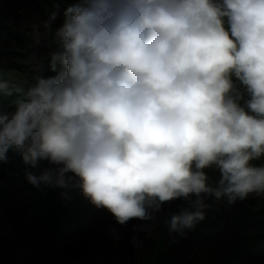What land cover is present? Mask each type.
<instances>
[{"label": "clouds", "instance_id": "clouds-1", "mask_svg": "<svg viewBox=\"0 0 264 264\" xmlns=\"http://www.w3.org/2000/svg\"><path fill=\"white\" fill-rule=\"evenodd\" d=\"M60 2L28 33L30 78H0V164L19 153L29 184L120 225L181 201L177 235L209 199L264 201V0H73L53 30Z\"/></svg>", "mask_w": 264, "mask_h": 264}, {"label": "trees", "instance_id": "trees-1", "mask_svg": "<svg viewBox=\"0 0 264 264\" xmlns=\"http://www.w3.org/2000/svg\"><path fill=\"white\" fill-rule=\"evenodd\" d=\"M23 11L32 17V10H37L41 18L46 20L48 12L53 9V0H50V9L46 11L35 4L34 0H16ZM63 1L65 3H63ZM73 0H61L60 15L53 22L52 28L55 30L63 21L64 9ZM44 10V11H43ZM21 15L18 11H13L10 20L4 18L0 12V37L7 38L11 45L6 53L22 60L21 63H14V70L22 71L25 74L31 73L32 47L28 33L32 28L28 21L19 24ZM1 78L11 82L13 88L20 87L24 82L15 81L12 76L3 75ZM15 98L14 95L3 96L7 104ZM12 163L14 159H21L19 153L10 150L8 153ZM22 160V159H21ZM9 162L1 164L2 169ZM50 165L47 161H41L39 168H47ZM39 171V169H33ZM26 188L32 192L34 197L33 214H40L41 229L35 234L36 241H33L32 248L37 254H46L52 264H58L55 260L56 245L63 242L71 248L73 244L81 240H92L95 246L88 241L85 247L90 250L86 257L78 264H99L98 256H94L92 251L96 248L100 254L106 253L107 261L111 264L113 255L110 241L107 237H102V232L109 229L117 230L124 225L118 224L109 212H103L96 207L89 205L82 199L79 190L74 192V196L63 203L60 199V189H49L43 185L36 188L27 184ZM6 189L0 185V207L5 198ZM211 207L206 210V218L197 222L195 227L186 230L184 235L170 233L166 220L178 212V205L181 201L164 204L162 210L156 214V221H140L144 225L159 224L161 235L169 236L168 247L157 252L155 260L150 264H200L188 258V255L197 245L215 244L224 259L225 264H250V262L264 261V201L254 197H249L244 201H237L229 205L226 198L217 201L209 199L207 201ZM53 218L54 223L48 231L45 230L44 221ZM234 224L232 227L231 225ZM43 238L46 239L42 245ZM231 239L235 243L231 244ZM0 264L4 261V245L2 234V221L0 217Z\"/></svg>", "mask_w": 264, "mask_h": 264}, {"label": "rangeland", "instance_id": "rangeland-1", "mask_svg": "<svg viewBox=\"0 0 264 264\" xmlns=\"http://www.w3.org/2000/svg\"><path fill=\"white\" fill-rule=\"evenodd\" d=\"M34 2L38 7L44 9L45 13L49 11L50 0H34ZM63 3L65 2L63 1ZM19 5L16 0H0V12L4 14L6 20H10L12 12L18 11L21 15L19 24L28 21L32 26L44 21L37 10H32L31 17ZM10 45L11 43L7 38L0 37V78L5 74L12 76L15 81L24 82L32 74L35 63L34 57L42 56L47 49L32 47L31 73L25 74L22 71L14 70V63H21L22 60L6 53ZM9 160L11 163L6 165L4 169H2L0 164V185L6 189L3 204L0 207L4 261L6 264H52L46 254H37L32 248L33 241H36L35 234L41 229V217L40 214H33L32 208L35 201L32 192L26 188L28 182L25 178V173L26 171H38L26 166L21 159H14V163H12L11 157ZM62 191L60 189V199L63 203H66L74 196L73 192L70 194V198L65 199L61 196ZM82 199L95 207L83 194ZM98 209L108 212L103 208ZM44 223L45 230L48 231L54 220L50 217ZM160 232L161 227L159 224L144 225L140 220L133 219L125 224L123 228L117 230L109 229L106 232H102L101 236L103 238L107 237L110 241L113 255L111 264H150L155 260L157 252L168 247L169 244V236L163 237ZM133 237H136L141 242L140 247L133 245ZM45 241L46 239L43 238L42 245L45 244ZM87 241L92 243L91 245L93 246L97 245L90 239L81 240L78 244H73L71 248H68V245L64 246L63 242L58 243L56 245V262L58 264H78L81 262L90 253V250L85 247ZM230 241L232 245L235 243L233 239ZM92 253L94 256H98L99 264L106 263L107 257L104 251L99 254L95 248ZM188 258L200 264H225L215 244L195 246ZM250 264H264V261H252Z\"/></svg>", "mask_w": 264, "mask_h": 264}]
</instances>
